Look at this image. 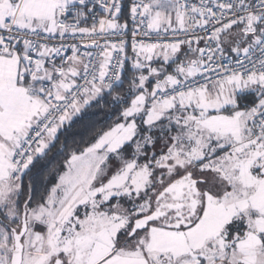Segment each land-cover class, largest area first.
I'll use <instances>...</instances> for the list:
<instances>
[{
  "label": "snow or ice",
  "instance_id": "snow-or-ice-1",
  "mask_svg": "<svg viewBox=\"0 0 264 264\" xmlns=\"http://www.w3.org/2000/svg\"><path fill=\"white\" fill-rule=\"evenodd\" d=\"M0 264H264V0H0Z\"/></svg>",
  "mask_w": 264,
  "mask_h": 264
}]
</instances>
